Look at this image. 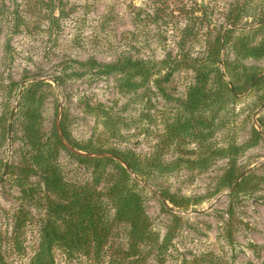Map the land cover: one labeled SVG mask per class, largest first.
Here are the masks:
<instances>
[{
  "label": "rangeland",
  "instance_id": "rangeland-1",
  "mask_svg": "<svg viewBox=\"0 0 264 264\" xmlns=\"http://www.w3.org/2000/svg\"><path fill=\"white\" fill-rule=\"evenodd\" d=\"M43 1L46 3L44 7L39 0H0V181L9 167L0 183L1 247L9 248L13 216L21 205L16 182L26 177L21 170L29 150L27 128L34 114L26 105L24 93L31 84L44 81L52 87L39 88L37 93V97L43 98L37 118L43 136L49 137L54 125L65 117L68 130L79 143H93L104 150L131 151L142 158L152 156L157 150L164 154L165 163L174 172L153 183L140 184L146 187L142 192L144 207L153 230L161 238L169 230L174 231L166 264H182L183 259L191 261L205 253H214L226 264H264V132L259 124V119L264 120V81L255 89L250 87L239 96V100L225 108L221 114L226 121V124L223 121V130L217 137L200 144L188 137L190 132L181 131L180 125L176 126V131L172 129L174 117L180 118L184 111L188 87L194 82L190 72L176 71L163 84V91L152 84L147 86L138 77L135 81L140 85H134L128 94L117 82L119 76L93 78L90 72L81 79L67 77L74 70L86 71L85 68H76L77 62L80 66L93 60L98 64H112L124 53L134 60L163 61L168 54L174 58L177 46L172 28L168 30L162 50L156 48L154 42L146 46L143 36L130 46L125 39L126 34L136 30L129 7L141 8L148 5L149 0H63V16L57 6L54 16L59 19L55 21L46 16L45 8L51 0ZM196 1L207 7L204 24L207 28L204 27L203 31H209L207 37L212 39L221 26L232 28L226 21L227 15L237 3L245 2L248 15L239 27L232 28L231 39L220 59L239 64L241 71L257 72L256 81L264 77V52L260 48L264 43V0ZM185 3L192 5L190 0H181L180 4ZM108 14L118 15L119 19H111L104 28L102 23ZM248 31L253 36L242 54L245 58L239 60L234 39ZM191 54L202 56L201 47L196 45ZM220 68L225 74L224 65ZM60 77L65 80L62 86L54 80ZM225 81L230 82L228 76ZM88 105H101L110 111L121 123L122 136L110 138L109 134H104L100 124L102 119L91 113ZM209 119L213 121V116ZM254 129L262 132V137L257 138ZM173 135L177 136V141L172 145L158 146ZM231 142L249 145L235 155L236 180L232 186L220 190L227 183L224 175L230 168V157L227 154L215 157L213 152L215 147L228 148ZM61 163L69 176L82 182L91 181V169L77 165L66 154L62 155ZM243 174L244 177L248 174L253 177L244 191L231 197L230 190ZM29 183L41 184L33 175ZM103 187L105 184H100L99 188ZM162 190L174 194L177 202L186 199L189 204L176 208L164 199ZM41 196L39 194L35 199ZM163 200L170 209L164 206L163 210ZM42 203L38 206H32V203L27 210L32 216L43 217L45 208ZM33 229L29 228L27 232L29 256L38 240L35 227ZM125 229L123 224L115 228L114 245H126ZM29 256L21 258L10 253L8 261L28 264ZM57 260L59 264H65L61 255ZM147 264L155 263L151 259Z\"/></svg>",
  "mask_w": 264,
  "mask_h": 264
},
{
  "label": "trees",
  "instance_id": "trees-1",
  "mask_svg": "<svg viewBox=\"0 0 264 264\" xmlns=\"http://www.w3.org/2000/svg\"><path fill=\"white\" fill-rule=\"evenodd\" d=\"M190 1L192 5H181V0H149V4L141 8L129 7L136 30L125 35L128 45L138 42L143 36L146 46L147 43L154 42L156 48L164 49L168 30L172 28L176 34L177 46L174 58L168 54V58L163 61L134 60L131 55L124 53L112 64H98L93 60L80 66L77 62L76 68H85L86 71L80 73L74 70L67 77L81 79L89 76L90 72V77L93 78L119 76L117 82L123 85L128 94L134 85H140L135 81L138 77L147 86L152 84L163 91V84L176 71L190 72L194 82L188 87L187 97L183 102L184 111L180 118L174 117L172 129L176 131V126L180 125L181 131L190 132L188 137L200 144L217 137L224 128L225 118L221 114L225 108L239 100V96L245 94L250 87H258L264 77L256 81L257 72L245 69L241 71L239 64L226 63L220 59L221 52L231 39L232 28L239 27L243 18L248 15L245 2L237 3L231 14L227 15L226 21L232 28L221 26L219 33L212 39L211 36L207 37L209 31H203L204 27L207 28L204 26L207 7L196 0ZM39 2L43 7L46 5L43 0ZM63 3V0H51L47 4L45 9L49 20L59 19L54 16L57 6L63 16ZM111 19L118 20L119 16L106 15L102 23L104 28ZM251 33L244 32L234 39L238 56L236 58L239 60L245 58L242 54L251 42ZM204 37L207 38L203 39ZM196 45L201 47L202 56L191 54ZM260 48L264 52V43ZM221 65H224L225 74ZM227 76L229 83L225 81ZM54 80L60 86L65 81L61 77ZM45 86L52 87L49 83L37 81L24 93L26 105L34 114L33 121L27 128L29 150L21 170L26 177L16 182L21 194V205L13 216V226L8 237L9 248H2L0 245V264H12L8 261L10 253L21 258L29 256L27 232L29 228L34 230L33 227L37 231L38 240L37 246L30 253L28 264H59L58 255H61L65 264H147L151 259L155 264H166L174 231L169 230L161 238L153 230L144 207L142 192L146 187L140 184L153 183L159 177L174 172L165 163L164 154L157 150L152 156L142 158L131 151L104 150L93 143H79L68 130L65 117L59 123L62 136L57 125H54L49 137L43 136L37 121L43 98L37 97V93L39 88ZM87 109L102 119L100 124L104 128V134H109L110 138L122 136L121 123L115 120L110 111L101 105H88ZM211 115L213 121L209 119ZM259 124L264 132V120L259 119ZM253 134L257 138L263 135L256 129ZM176 141L177 136H168L158 146H170ZM248 145L231 142L226 149L215 147L213 156L227 154L230 157V168L224 175L227 183L220 190L232 186L236 180L235 155H239ZM63 154L77 165L91 169V181L82 182L81 179L69 176L68 170L61 163ZM32 175L39 178L42 187L29 183ZM252 177L251 174L244 177L230 196L244 191ZM103 183L105 187L100 189L99 186ZM39 194H42L40 199H35ZM162 196L176 208H184L189 204L186 199L177 202L175 195L168 190H162ZM40 202H43L45 213L43 217L37 218L31 215L27 207L32 203V206H38ZM122 224L127 232L126 245H114L115 228ZM182 262L226 264L224 259L214 253L195 256L191 261L183 259Z\"/></svg>",
  "mask_w": 264,
  "mask_h": 264
},
{
  "label": "water",
  "instance_id": "water-1",
  "mask_svg": "<svg viewBox=\"0 0 264 264\" xmlns=\"http://www.w3.org/2000/svg\"><path fill=\"white\" fill-rule=\"evenodd\" d=\"M24 85V84H23ZM62 114V113H61ZM12 122H13V119H12ZM57 128H58V131H59V134L62 136V134H61V130H60V126H59V122H58V124H57ZM11 134H12V124H11V126H10V129H9V139L11 140ZM8 169H9V167L7 166V168H6V172H5V175H4V177H3V179L0 181V183H2L3 182V180H4V178L6 177V175H7V173H8ZM246 174V173H245ZM245 174H243V175H241V177L238 179V181L236 182V184L234 185V187L230 190V193H232L233 191H234V189L238 186V183L240 182V180L245 176ZM161 198H162V196H160ZM163 199V198H162ZM163 204H164V206L165 207H167V208H169L168 207V204L166 203V201H164L163 200ZM212 208V207H211ZM210 208V209H211ZM170 209V208H169ZM209 209V210H210ZM202 214V213H201Z\"/></svg>",
  "mask_w": 264,
  "mask_h": 264
}]
</instances>
